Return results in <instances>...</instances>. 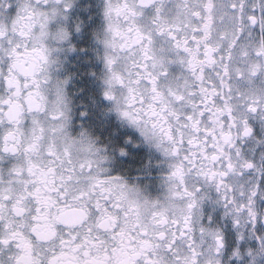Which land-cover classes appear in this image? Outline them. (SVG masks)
I'll return each instance as SVG.
<instances>
[{
  "label": "snow or ice",
  "instance_id": "obj_1",
  "mask_svg": "<svg viewBox=\"0 0 264 264\" xmlns=\"http://www.w3.org/2000/svg\"><path fill=\"white\" fill-rule=\"evenodd\" d=\"M0 264H264V0H0Z\"/></svg>",
  "mask_w": 264,
  "mask_h": 264
}]
</instances>
